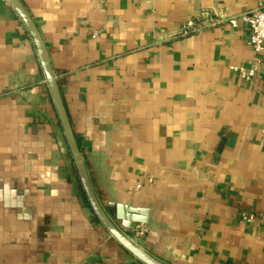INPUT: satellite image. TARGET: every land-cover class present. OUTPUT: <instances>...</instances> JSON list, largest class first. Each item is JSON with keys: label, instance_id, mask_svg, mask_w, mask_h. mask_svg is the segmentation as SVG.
Returning a JSON list of instances; mask_svg holds the SVG:
<instances>
[{"label": "crops", "instance_id": "crops-1", "mask_svg": "<svg viewBox=\"0 0 264 264\" xmlns=\"http://www.w3.org/2000/svg\"><path fill=\"white\" fill-rule=\"evenodd\" d=\"M20 1L112 221L128 235L146 224L134 241L166 264H264V54L227 21L264 0ZM189 20L198 29L184 35ZM232 65L257 74L246 81ZM0 264H143L92 211L34 41L7 0Z\"/></svg>", "mask_w": 264, "mask_h": 264}, {"label": "water", "instance_id": "water-1", "mask_svg": "<svg viewBox=\"0 0 264 264\" xmlns=\"http://www.w3.org/2000/svg\"><path fill=\"white\" fill-rule=\"evenodd\" d=\"M8 3L15 9L24 25L26 26L30 36L32 37L37 53L41 62L43 72L51 93L54 107L56 109L61 127L63 129L64 137L70 151L74 166L76 168L78 178L81 186L85 192L88 203L107 231L119 242L127 251L134 255L143 264H166L149 254L142 246L137 244L128 234L124 233L108 216L104 209V204L98 199L93 188L87 165L80 149L78 140L72 129L70 118L62 97L60 85L57 81L56 75L51 65L50 56L42 35L28 13L24 4L20 0H7ZM125 227H131L126 224Z\"/></svg>", "mask_w": 264, "mask_h": 264}, {"label": "built area", "instance_id": "built-area-1", "mask_svg": "<svg viewBox=\"0 0 264 264\" xmlns=\"http://www.w3.org/2000/svg\"><path fill=\"white\" fill-rule=\"evenodd\" d=\"M227 21L233 27H237L240 24L246 25L250 31L249 44L256 53L264 54V5L256 9L243 12L238 16L228 18ZM211 23L214 24V22ZM197 29V22L189 20L183 26L182 34L187 35L195 32ZM230 68L237 71L240 77L246 81H251L256 76L258 70L257 65H253L251 67L232 65ZM147 232V225L144 223H138L132 227L129 236L133 240H138L144 237Z\"/></svg>", "mask_w": 264, "mask_h": 264}]
</instances>
